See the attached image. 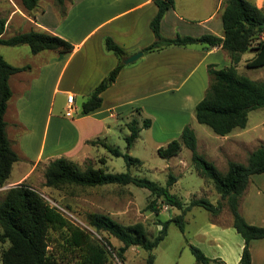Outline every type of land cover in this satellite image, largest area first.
<instances>
[{"label": "crops", "instance_id": "0c3cea01", "mask_svg": "<svg viewBox=\"0 0 264 264\" xmlns=\"http://www.w3.org/2000/svg\"><path fill=\"white\" fill-rule=\"evenodd\" d=\"M250 1L264 9V0ZM50 2L49 8L37 5L29 13L20 0H0V18L5 19L2 37L7 31L13 35L37 30L60 35L73 44V49L64 53L54 49L32 53L27 44H0V53L8 63L27 66L8 78L11 96L4 119L7 137L18 159L0 185V199L7 188L20 183L35 189L43 187L44 169L57 157L81 163L94 149L103 146L102 142L106 143V134L113 124L123 120L125 125L136 114V108H140L142 115H148L151 128L174 132L167 138L169 142L185 125L191 126L195 104L208 86L207 65L220 68L230 64V57L221 45L193 43L143 52L135 61L125 63L115 81L101 92V105L81 114L82 102L118 62L113 51L106 49L105 39L110 37L121 46L124 57L142 50L154 39L149 23L157 5L154 0H64L62 6L54 0ZM224 6L225 0H202L198 7L184 10L178 9L174 0V7L161 19L160 31L166 21L174 26L189 21L193 27L185 25L180 33H175L222 36ZM90 17H95V26L88 30ZM249 58H243L242 54L240 62L243 60L245 64ZM70 93L74 98L68 108L66 98ZM172 102L176 104L174 108ZM235 130L223 135V146L234 157L229 160L246 163L248 154L264 141V135L252 133L247 126ZM97 137L100 143L86 142ZM239 210L249 224L264 227V172L250 175ZM228 211L223 220L220 213L216 214L226 225L232 224ZM242 245L241 237L238 263ZM249 249L252 264H264V237L250 240ZM221 258L217 260L227 264Z\"/></svg>", "mask_w": 264, "mask_h": 264}, {"label": "trees", "instance_id": "16d2710c", "mask_svg": "<svg viewBox=\"0 0 264 264\" xmlns=\"http://www.w3.org/2000/svg\"><path fill=\"white\" fill-rule=\"evenodd\" d=\"M39 0H20L26 11L31 13ZM62 6L64 0H54ZM157 12L150 20V28L154 35L153 41L142 48L143 52L155 51L168 46H186L202 43L206 46L221 45L230 57V64L215 68L214 64L207 65L209 77L208 86L203 97L195 104L196 120L207 125L214 133L226 135L235 128H244L248 113L251 110L264 107V80L252 79L237 70L242 54L252 52L253 56L246 60L247 67L264 65V9L259 8L250 0H225L221 14L223 35L203 33L199 36L179 35L165 37L160 31V22L165 12L174 7V0H154ZM5 19L0 18V44H27L32 53L43 49H54L62 53L73 49V44L60 35L29 30L17 32L9 37H2ZM105 47L118 57L116 66L93 89L91 94L81 104V114L97 109L102 103L101 92L110 86L124 66V50L110 37L105 39ZM27 66H14L8 63L0 53V185L8 178L12 164L18 159L12 149L6 134L4 114L7 101L11 96L8 78L11 74L21 71ZM135 112H141L136 108ZM139 118L132 115L125 123L129 133L125 135L126 149L122 152L105 142L101 144L113 156H122L127 165L141 164L142 160L131 156L129 149L140 135L142 128L151 125L149 117ZM92 145L100 143V138L87 140ZM191 152V163L195 170L210 181L220 198L212 203L206 197H196L183 202L180 197L170 192V186L176 177L169 174L165 185L156 181L133 175L130 171L108 172L103 167H95L89 163L81 165L65 157H57L47 164L44 169V185L53 188L69 186H96L105 184L126 185L146 188L153 199L148 208L157 211V198L171 207H176L180 213L164 221L158 219L161 226L152 238L146 225L141 221L124 224L103 212H88L86 220L89 226L102 235V241L91 239L90 233L69 221L55 207L51 206L41 193L26 183H20L5 190L0 199V242L9 244L0 252L1 264H64L58 261L48 251V230L50 227L66 228L69 231L70 246L81 252L74 264H110L107 255L112 251L108 237H114L121 242L117 254L123 259L124 252L132 245H139L148 251L144 262L138 264H153L152 250L165 237L170 222L184 228V215L192 206H200L216 215L226 205L231 216L234 229L243 238L239 257L240 264H252L249 243L252 239L264 237V227L249 224L239 210L240 199L253 173L264 172V141L248 154L246 163L228 160L227 169L223 172L197 150V137L194 130L185 125L178 138H173L165 146H159L157 152L162 157L178 154L182 146ZM190 250L198 263L207 264L203 252L194 245Z\"/></svg>", "mask_w": 264, "mask_h": 264}, {"label": "rangeland", "instance_id": "374dc122", "mask_svg": "<svg viewBox=\"0 0 264 264\" xmlns=\"http://www.w3.org/2000/svg\"><path fill=\"white\" fill-rule=\"evenodd\" d=\"M53 0H39L38 5L49 8ZM202 0H177V8H195ZM169 20V18H168ZM186 26L193 27L189 21L179 22L176 26L171 21H166L161 28V33L165 37L173 36L175 32L180 33ZM95 26V17L88 18L87 29L91 30ZM196 27V26H194ZM179 30V31H176ZM7 31L6 36L11 35ZM252 52L243 54V58H249ZM226 65H220L223 67ZM237 70L252 79L264 80V65L257 67H247L243 60L238 63ZM178 105V103H177ZM174 108L176 104L173 102ZM141 125L142 118L148 115L135 112ZM132 117V116H131ZM128 118L127 121L130 120ZM264 107L251 110L247 117V128L252 133L264 135ZM109 129L106 134V143L112 147L119 148L122 152L127 151L125 135L129 133L123 120L119 124ZM189 125V124H187ZM190 126V125H189ZM197 137V150L214 164L221 171L227 169V162L234 158L226 148L223 136L214 133L207 125L199 123L194 117L190 126ZM238 129L236 128V132ZM174 132L162 131L155 128H142L139 137L129 149V154L142 160L141 164L127 165L122 156H113L103 146L94 149L90 156L83 160L81 165L91 164L95 167H103L108 172L130 171L133 175L145 177L147 179L165 185L169 174L176 177L175 182L170 186V192L176 194L180 199L188 203L190 199L196 197H206L212 203L218 200V194L212 183L202 177L195 170L191 163V152L186 146H182L180 152L171 157H162L158 154L157 148L167 144V138ZM178 138L179 135H174ZM45 186V185H44ZM37 189L43 194L46 201L58 209L64 217L80 228L90 233L93 241H102V235L98 234L94 228L89 226L86 220L88 212H103L109 214L117 221L129 224L136 221L143 222L150 238L160 229L158 219L164 221L180 213L176 207H171L157 198V211L148 208L149 202L154 198L150 191L133 184L118 185L105 184L96 186H69L63 188H53L47 186ZM226 205L220 212V219L226 215ZM229 213V211H228ZM230 214V213H229ZM219 215H214L200 206H192L184 215V228L181 230L175 222H170L167 227L165 237L152 250L154 255L153 264H202L198 263L190 250V245L197 246L203 254L209 258L207 264H221L217 258H221L227 264H239L236 261L238 242L241 235L234 229L232 224L226 225L218 219ZM69 231L62 228L50 227L48 230V251L57 257L58 261L64 264H74L79 258L80 250L69 245ZM112 251L107 255L110 264H138L142 263L148 251L139 245L130 246L123 254V259L117 254V248L121 242L114 237H108ZM9 242H0V252L8 246ZM1 264V261H0Z\"/></svg>", "mask_w": 264, "mask_h": 264}, {"label": "water", "instance_id": "95a60500", "mask_svg": "<svg viewBox=\"0 0 264 264\" xmlns=\"http://www.w3.org/2000/svg\"><path fill=\"white\" fill-rule=\"evenodd\" d=\"M264 24V22H263ZM143 55V51L142 50H139L129 56H126L122 59L123 63H130V62H133L135 61L136 59H138L139 57H141Z\"/></svg>", "mask_w": 264, "mask_h": 264}, {"label": "built area", "instance_id": "2783aa9c", "mask_svg": "<svg viewBox=\"0 0 264 264\" xmlns=\"http://www.w3.org/2000/svg\"><path fill=\"white\" fill-rule=\"evenodd\" d=\"M73 98H74V95L73 94H68L67 95V103L69 104V107L68 108H71V106L70 105H72V103H73ZM42 196H43V194H41ZM43 198H44V196H43ZM45 199V198H44Z\"/></svg>", "mask_w": 264, "mask_h": 264}]
</instances>
